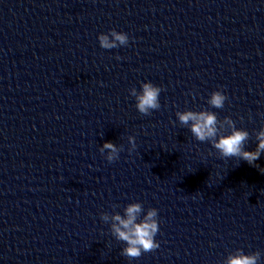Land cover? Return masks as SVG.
<instances>
[{"label":"clouds","instance_id":"obj_1","mask_svg":"<svg viewBox=\"0 0 264 264\" xmlns=\"http://www.w3.org/2000/svg\"><path fill=\"white\" fill-rule=\"evenodd\" d=\"M98 41L103 49H113L127 45L129 37L126 33L113 29L108 34H100ZM160 93L161 88L151 82L142 83L139 92L135 88L130 90V94L136 99L137 110L144 115H149L151 111L160 108ZM226 99L227 96L223 91L217 90L210 94L207 103L213 108L222 109ZM176 117L182 126L190 129L197 141L210 142L222 158L235 157L246 161L249 165L256 166L255 161L264 153V127L255 134L258 141L255 150L247 151L245 144L249 139V132L244 129H237L230 117H224L223 120H220L215 112L209 110L177 111ZM222 126H227L230 129L228 134H221ZM128 142L130 145L129 153L131 154L136 149L135 137L129 136ZM106 150V159L111 163L119 159L123 147L105 142L100 151L103 154ZM143 211L140 202H132L125 206L123 215L120 213L111 216L108 213L101 214V220L105 223L109 220L112 221L111 234L116 240L124 242L126 246L121 250V255L130 259L138 258L142 253L154 251L159 247V242L155 240L159 232L158 210L149 208L146 214L140 218ZM260 256L259 251L245 254L243 250L237 249L235 253L227 256L224 264H258Z\"/></svg>","mask_w":264,"mask_h":264}]
</instances>
